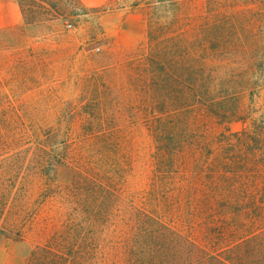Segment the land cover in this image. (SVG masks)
I'll use <instances>...</instances> for the list:
<instances>
[{
	"label": "trees",
	"instance_id": "trees-1",
	"mask_svg": "<svg viewBox=\"0 0 264 264\" xmlns=\"http://www.w3.org/2000/svg\"><path fill=\"white\" fill-rule=\"evenodd\" d=\"M137 6L146 11L144 40L92 59L103 78L98 104L119 92L118 116L1 117L0 127L5 143L26 145L34 138L65 150L61 163L75 171L73 195L65 190L57 201L72 206L73 224L88 225L95 244L110 243L114 253L159 264L155 260L178 251L184 259L190 243L198 259L204 253L200 228L211 227L202 215L214 209L212 202L248 196L264 180L259 163H251L252 153L264 149V128L248 126L219 141L202 130L204 123L250 116L251 103L264 91V0H140ZM57 37L55 43H68V36ZM135 140L143 145L140 157L133 153ZM220 148L248 151L245 164L235 160L244 158L238 154L216 164L222 159L213 151ZM7 159L0 154V178L8 175ZM190 200L201 205L187 224ZM46 235L39 236L43 247L59 255V239ZM237 239L224 250H238ZM209 253L189 264L219 258L218 251ZM193 257L187 251V260ZM222 260L238 264L237 258Z\"/></svg>",
	"mask_w": 264,
	"mask_h": 264
},
{
	"label": "rangeland",
	"instance_id": "rangeland-1",
	"mask_svg": "<svg viewBox=\"0 0 264 264\" xmlns=\"http://www.w3.org/2000/svg\"><path fill=\"white\" fill-rule=\"evenodd\" d=\"M139 1L18 0L23 25L17 29H0V118L118 116L121 109L119 92L104 96L103 106L98 104L102 97L99 83L103 78L98 77L97 65L92 59L96 58L93 54L103 56L119 49L135 48L144 40L146 11L137 6ZM57 35L68 36L63 40L70 44L63 40L64 47L61 42V45L55 43ZM47 38L51 42H42ZM38 41L40 46L37 48L34 44ZM111 100L116 105L110 104ZM202 126L205 133L216 135L218 141L240 133L248 126L260 131L264 128V91L251 103L250 116L230 123L208 122ZM4 137L0 127V154L8 157L4 163L8 175L0 178L3 183L0 190V240L1 246L4 245L10 254L8 264H153L148 260H134L128 254L114 253L113 244H95L90 239L88 225L78 228L73 224L72 206L61 208L57 201L65 190H68V197L73 195L75 171L61 163L65 150L55 144L38 145L34 138L26 145L8 144ZM140 149L143 145L135 140L133 153L136 157L137 153L140 157ZM213 153L222 159L216 164L225 162L228 156L236 158L237 154L244 158L235 160L245 164L248 151L220 148ZM67 154L70 156L69 152ZM251 156V163H259L264 174V149L254 151ZM255 158L259 160L254 161ZM39 171L44 176L39 175ZM232 185L238 186L236 183ZM240 193L239 197L224 202L214 200V209L206 214L207 219L202 215V224L211 227L200 228L204 231L200 230L198 245L204 253L200 252L198 259L197 249L187 243L184 259L180 258L178 251L176 255L169 253L164 261L155 262L189 264L201 260L209 252L218 251L219 258H208L205 264H223L222 259L236 258L238 264H264V180L255 184L248 196ZM197 205L201 203L189 201L191 210L184 213L187 224L196 214L192 210ZM183 207L184 212L186 207ZM199 207L197 209L202 211ZM84 216L87 220L88 216ZM235 229L239 230L238 233L234 232ZM44 233H47L45 238L53 234L59 239L54 248L59 255H53L43 247L45 241L39 236ZM237 236L240 240L238 250L225 251L224 248ZM223 240L229 242L222 243ZM1 250L0 262L3 261ZM190 250L194 257L188 261L187 251ZM37 252L38 258L34 259Z\"/></svg>",
	"mask_w": 264,
	"mask_h": 264
},
{
	"label": "crops",
	"instance_id": "crops-1",
	"mask_svg": "<svg viewBox=\"0 0 264 264\" xmlns=\"http://www.w3.org/2000/svg\"><path fill=\"white\" fill-rule=\"evenodd\" d=\"M23 25V16L20 9V5L18 0H0V29L10 30V29H17ZM0 247H2V259L3 261L0 264H8L7 259L10 256L8 250L5 248L4 245L1 246L0 240ZM20 263H22L21 259Z\"/></svg>",
	"mask_w": 264,
	"mask_h": 264
},
{
	"label": "built area",
	"instance_id": "built-area-1",
	"mask_svg": "<svg viewBox=\"0 0 264 264\" xmlns=\"http://www.w3.org/2000/svg\"><path fill=\"white\" fill-rule=\"evenodd\" d=\"M69 27H71V25H69Z\"/></svg>",
	"mask_w": 264,
	"mask_h": 264
}]
</instances>
